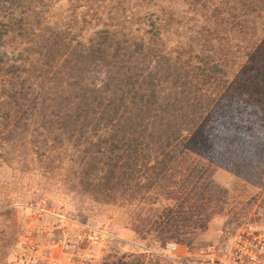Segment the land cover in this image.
<instances>
[{"label": "trees", "instance_id": "trees-1", "mask_svg": "<svg viewBox=\"0 0 264 264\" xmlns=\"http://www.w3.org/2000/svg\"><path fill=\"white\" fill-rule=\"evenodd\" d=\"M238 162L264 206V0H0V172L189 248Z\"/></svg>", "mask_w": 264, "mask_h": 264}, {"label": "rangeland", "instance_id": "rangeland-1", "mask_svg": "<svg viewBox=\"0 0 264 264\" xmlns=\"http://www.w3.org/2000/svg\"><path fill=\"white\" fill-rule=\"evenodd\" d=\"M53 180L50 177L47 181L36 179L34 182L29 175H16L8 169L0 172V264L15 261L23 233L31 222V211L37 207L64 210L75 216L80 224L109 234L110 240L99 264L128 260L133 255L142 254L145 264H199L201 260L208 259L213 249L218 256L228 250L243 227L252 225L264 229V206L259 195L262 192L259 188L261 170L258 165L244 170L238 162L232 169H214L216 184L230 192L226 205L219 208L208 231L194 239L189 248L180 245L174 261L162 257L163 247L155 238H139L110 213L100 216L96 212L79 210L78 202L65 195L59 185L54 187ZM34 183H40L41 187ZM53 224L51 216L44 218L37 227L40 238H48L45 231L52 229Z\"/></svg>", "mask_w": 264, "mask_h": 264}, {"label": "built area", "instance_id": "built-area-1", "mask_svg": "<svg viewBox=\"0 0 264 264\" xmlns=\"http://www.w3.org/2000/svg\"><path fill=\"white\" fill-rule=\"evenodd\" d=\"M54 219L48 238L38 235L45 217ZM30 225L25 229L21 248L12 264H99L107 249L110 235L80 224L75 216L61 209L37 207L31 211ZM180 245L170 241L162 248V257L176 260ZM205 258V256H204ZM199 264H264V229L243 227L233 245L222 255L212 254Z\"/></svg>", "mask_w": 264, "mask_h": 264}]
</instances>
